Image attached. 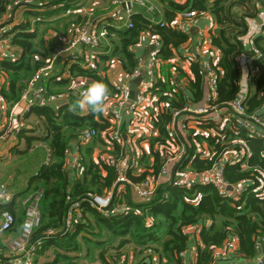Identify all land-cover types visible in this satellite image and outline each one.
<instances>
[{
    "label": "trees",
    "instance_id": "1",
    "mask_svg": "<svg viewBox=\"0 0 264 264\" xmlns=\"http://www.w3.org/2000/svg\"><path fill=\"white\" fill-rule=\"evenodd\" d=\"M77 1L0 0V27L12 24V13L21 6L35 10L30 11L35 17L33 22L12 24V30L6 34L15 56L14 59L0 57V74L5 76V82L0 86V98L5 104L17 103L26 82L46 59L52 57L58 47L52 31L59 33L60 28H68L74 19L82 16L71 12ZM261 8H264L262 0H186L183 5L169 2V10L165 12L168 22L184 11L212 18L215 29L210 34V44L220 57L216 64L215 97L211 104L219 108L242 98L247 115L245 121L250 115L264 121V25L254 41L263 58L255 61L258 75L250 83L253 92L249 91L245 96L242 95L240 64L245 53L243 39L249 34L250 22L260 14ZM8 12L11 17L6 19ZM131 21V28L106 26V41L99 48L100 54L99 49L96 51L102 64L115 61L126 76H130L140 65V58L133 49L142 35H156L160 41L161 46L154 53V58L160 61V77L153 79L148 90L156 99L150 110L153 133L141 138L148 142L149 153L140 157L139 173L126 174L132 183H140L147 178H157L168 154L161 152L159 147L166 146L171 136H175L169 129L172 113H182L185 107L201 103L206 93V79L199 61H192L191 77L169 63L174 52L189 41L188 35L153 24L142 15L132 16ZM54 23L57 24L54 26ZM41 27L46 28L39 34ZM105 70L106 67L100 68L99 64L86 69L76 62L71 64L70 75L63 84L70 87L71 79L76 77L102 81L110 90V99L117 95V90L106 75H101ZM46 81L48 93L54 94ZM72 99V103L59 108L32 106L27 114L40 119L42 134L27 135L34 133L35 129L22 128L17 131L16 140L7 143L9 152L16 154L17 160L26 159L22 170L26 180L23 188H15L11 202L0 205V213L8 211L13 214L14 231H17L23 221L20 201L41 191L40 224L32 235V241L40 243L36 262L41 257V264H76L81 260L122 264L125 259L122 260L121 250L131 246L137 256L144 255L147 261L155 258L157 264H185L181 254L189 253V246L195 239V264H219L221 261L241 264L229 262L233 259L226 258L224 250L228 249V242L235 243V255L244 260L264 252V243L260 248L256 245L258 240H264V142L248 134L237 123L236 117L220 128L209 120L203 121L212 114L209 111L207 115L194 117L198 122L197 130L180 135L179 144L187 148V155L177 171H189L194 176L188 185L161 182L147 201H136L124 188L107 208L109 216H104L89 201L91 196L109 191L117 178L114 168L94 155L96 149L102 151L108 146L105 141L112 125L103 113L93 115L88 111L83 115L80 109L70 111L77 98ZM86 128L95 130L96 135L88 144L78 145V166L74 171L80 169L81 174L75 176V172L69 170L70 141L77 140ZM204 145L209 148L206 156L203 155ZM32 148L38 149L30 152ZM243 149L248 151L247 157L241 154ZM121 152L123 148L117 143H113L109 151H102L114 158H118ZM230 154L237 157L224 161L223 178L229 185L244 184V192L239 197L222 194L213 183L199 180L215 163L222 162L227 155L232 156ZM75 202L80 205L82 217L71 218V225L66 228L68 208ZM117 205L124 206L125 210L113 212ZM191 229L198 230L195 236Z\"/></svg>",
    "mask_w": 264,
    "mask_h": 264
},
{
    "label": "built area",
    "instance_id": "2",
    "mask_svg": "<svg viewBox=\"0 0 264 264\" xmlns=\"http://www.w3.org/2000/svg\"><path fill=\"white\" fill-rule=\"evenodd\" d=\"M172 3L181 5L182 0H169ZM151 0H111V7L107 8L103 14H100L97 17H93L91 20L85 22L78 26L77 29L72 33L70 40L66 46H62L60 43L55 49L50 60L48 59L45 64L37 69L32 77L26 82L25 87L20 95V100L27 101L29 98H33L32 106L46 107L53 104L56 101V96L54 94L48 93L47 87L45 86V81L51 77V71L53 69L54 60L56 57L61 55L64 52L70 51L77 46H82L91 51H96L101 47L103 41H106L107 31L106 26H113L115 28L124 29L131 28L132 21L131 17L136 13L135 7H145L149 10H152L150 4ZM205 17L197 16L193 11H184L176 14L174 19L170 22L165 20L152 21L151 23L159 25L160 27H169L174 31H177L184 35H189V29L192 26L198 25L200 19ZM111 22L113 25L108 24ZM13 25H6L0 27V57L5 55L7 51L9 38L6 34L12 30ZM263 23L261 22L258 26V30L254 33L249 40L250 43V53L249 56L245 58V68L246 79L251 82L258 75V71L255 67V61L263 58L262 52L255 46V39L262 33ZM206 35V32L199 31L198 39L202 40ZM152 38V45L154 46V51L152 53V64L148 68L143 66L142 61L140 60V65L133 71L130 76H127L128 82H132L136 79H141L137 86V95L134 101L129 100L130 85L126 83H118L115 85L117 90V95H114L113 98H116V101L109 109L108 115L105 116L109 119L112 127L110 128L109 137L107 138V143L111 146L113 143L123 145V139L119 128V119L120 115L117 116L119 109L123 107L124 104H128V113H130L135 121H139L142 117V114L145 112L146 108H149L150 101L153 99L152 108L156 101L155 98H152L150 92L148 91L152 85L153 79L159 77V64L156 58H154V53L161 46L160 41L156 35H150ZM243 42L244 45L245 39ZM94 55V53H92ZM70 60L73 63L81 61L83 58L82 51L77 50L75 52H70ZM194 61H199L202 67L203 72L205 73L206 79V93L204 99L201 103L196 106L185 107L181 112H174L171 116V121L169 124L170 131L175 133V136L167 141L166 146H161L159 149L161 152H167V157L165 158L157 178L154 180L152 178H147L146 180L140 183H132L126 176L127 173H139L141 171V166L139 164L140 154L135 145L131 144L128 146V152L124 154V158H114V157H105L106 163L114 168L117 173L116 181L113 183L112 188L109 191H106L103 195H93L90 198V205L96 210L104 214V216H109L107 208L112 204L115 197H119L120 191L124 188H127L134 197L141 201L149 200L155 193L158 185L163 182L168 181L175 183L177 186L188 185L193 181L194 176L189 172L185 171L178 173L176 170L174 177H172V171L174 167L181 161L183 158L186 147L183 144H179L178 138L183 133H186L188 130H197L198 122L195 116L207 115L209 111L212 112L209 118H204L203 121L209 120L213 124L222 128L226 123L232 118L236 117V121L241 127L250 135L258 137L264 142V121L257 117L256 115L248 116L245 113V108L242 105V98L235 100L229 103L224 107H215L212 106V100L215 97V86L217 78L216 64L208 60H200L199 57L194 56ZM86 67L94 66L88 65ZM144 69V70H143ZM93 79L88 77H76L71 79L70 89L75 90V92L82 91ZM13 109L17 107L16 103L11 106ZM30 106L25 112L29 111ZM5 110V102L0 98V143L4 140L10 139L11 142L15 141L17 138V128L14 126H1L2 115ZM148 110H151L148 109ZM157 108H155V112ZM188 114V115H187ZM150 115V114H149ZM151 119V116L149 117ZM208 121V123H209ZM151 123V122H150ZM212 132V131H211ZM214 133V132H212ZM96 135L95 130L91 128L83 129L78 137V143L80 145L88 144L92 138ZM104 136V134H103ZM10 142V143H11ZM176 149V151H173ZM209 154V148H206V145L203 146V155ZM241 154L244 157L248 156V151L243 149ZM232 156H225L222 162L215 163L212 169L209 172H206L202 177H199L201 182H211L222 194H233L234 197H239L244 192V184L229 185L225 182L223 178L224 171V161H228L236 158L237 155L230 154ZM78 166V153L75 156L69 159V170L75 172V176L81 174L80 169H76ZM178 169V168H177ZM229 188L231 190H229ZM41 191L37 193H32L27 196L22 201L23 207V221L17 231H14L15 228V218L12 213L8 211H3L0 213V264H36V259L38 252L40 250V243L32 241L33 231L40 224V211H39V201H40ZM14 194L8 186L0 187V205H5L12 201ZM125 210V207L120 205L116 206L113 209V212H122ZM79 219L82 217L81 209L79 203L75 202L70 204L65 226L69 228L71 225V218ZM31 225L30 228H25L23 225ZM264 243L263 239L258 240L257 244L262 245ZM256 244V245H257ZM226 251H234L235 247L233 242H228ZM187 252H183L181 257L185 260Z\"/></svg>",
    "mask_w": 264,
    "mask_h": 264
},
{
    "label": "crops",
    "instance_id": "3",
    "mask_svg": "<svg viewBox=\"0 0 264 264\" xmlns=\"http://www.w3.org/2000/svg\"><path fill=\"white\" fill-rule=\"evenodd\" d=\"M211 1V0H209ZM169 0H151L150 4L153 8L152 10H149L145 7H135V15H142L145 17L149 22H154L157 20H166L165 12L166 10H169ZM186 2V0H182V4ZM76 7H74V10L71 12L77 14L79 13L80 18L74 19L71 26H69L66 29L60 28L59 33H56L54 31V42L60 43L62 46H66L68 41L70 40V37L72 33L75 31V27H78L80 24H83L89 20H91L92 16H99L100 14H103L106 8L111 7V0H78L75 4ZM30 11H35L32 8L27 7H19L18 9H15V11L12 13V24L15 26L26 21L33 22L34 15ZM39 12H42L43 10H36ZM69 13V12H68ZM11 17V13L8 12V14L5 16V18ZM257 19H260V23L262 22L264 25V8L261 9L260 14L250 22V28H249V34L247 35L245 39V53L240 59L241 64V71H242V79H241V85H242V95L245 96L248 94L249 91L251 93L253 92V86L250 84L251 82L247 81L246 79V72L247 69L245 68V58L249 56L250 53V37L257 32L258 26L260 23H258ZM80 22V23H79ZM57 23H54V26ZM60 25L58 24V28ZM62 27V26H61ZM46 27H41L39 29V34L41 31H45ZM215 26L213 24V20L210 16L205 15L200 21L198 22V25L192 26L189 29V41L181 46L179 48L178 52H174L173 58L169 61L170 64L176 65L182 69V71L191 77V63L194 60V56H197L200 58V60H208L212 62L213 64H217L219 60V52L214 49L210 44V34L212 31H214ZM47 31H49L47 29ZM199 31L206 32V35H204V38L202 40H199L197 35ZM51 32V31H50ZM49 34V32H48ZM152 45V38L149 36V33H145L142 35L140 42L138 45L133 49L134 52L138 55V57L141 59L143 66L145 68H148L149 65L152 64V53L150 47ZM77 50L82 51L83 58L81 61V66L85 67L86 69H90L91 67H86L88 65H91L95 67V65L99 64V67L102 68L103 66L106 67L105 72L101 71V75H106L108 80L111 82L113 86H115L118 83H127L128 78L125 74V72L122 70L121 66L113 61L111 64L109 62H106V64H102L98 59V53L100 54V49L97 51H91L89 49H86L82 46H77L74 49H70V51L64 52L54 60L53 69L51 71V79L49 81H46L50 85V88L54 91V95L56 96V101L51 104L53 108H59L62 105L70 104L72 103V97L77 98V92L75 90L70 89L68 84H63L65 78H67L70 75V66L73 64V62L70 60V52H75ZM145 50H148V53H146ZM16 53L19 52V50L16 49ZM94 53V55L92 54ZM15 56V50L13 47L10 46L8 42L7 51L5 52V55L3 57H10L11 59H14ZM143 56L146 57V60H143ZM48 59H46L47 61ZM45 61V62H46ZM144 70V69H143ZM100 71V70H99ZM0 74V86L5 82V76ZM159 77H160V71H159ZM131 82H128V85H130ZM68 88L70 92H68ZM70 93V95H69ZM153 98V97H152ZM116 101V98H110L106 101V109L103 115H108L109 109L112 107L114 102ZM33 102V98H29L27 101L19 100L16 105L17 107L13 109L11 105L8 103L5 104V110L4 114L2 115L1 119V126H14L17 128V130L26 128L34 130L35 132H30L27 135H35V134H42L43 128L41 125V121L39 118H37L34 115H28V112H25V110L28 109V106L30 108L32 107L31 103ZM152 101H150V106L148 109L152 108ZM29 108V109H30ZM128 104H124L122 108L119 109L120 112V119H119V128L123 139V145L121 146L123 148V152L120 154V160H122L124 157V154L128 152V146H131V144L135 145L138 149L139 154L140 153H148L149 145L148 142L145 140H141V138H147L153 133L152 125L150 123V112L148 113L145 110V112L142 114V117L139 121H135L130 113H128ZM81 113L83 115H86L88 110L87 109H80ZM106 117V116H105ZM28 130V131H29ZM145 136V137H144ZM11 140L8 139L7 141H3L0 143V158L4 156V149L7 148V151L9 152L10 147H7V143H10ZM106 145H108L107 140L105 141ZM78 139H72L70 141V149H69V159L71 160L72 156H75L78 152ZM22 146V144H21ZM208 148V146H206ZM110 146L108 145L105 149L103 148L102 151H109ZM100 149L95 150V157L100 159H105L106 154L102 153ZM9 154L10 153H5ZM123 157V158H122ZM18 200V199H17ZM198 230L191 229V234L195 236L196 232ZM192 239V238H191ZM194 239V238H193ZM196 240V239H195ZM195 240L190 241L191 245L189 246V250L186 255L185 264H195V253H196V245ZM234 247L235 243L233 242ZM122 255L125 259L124 263L122 264H157V260L153 258L151 262L147 259H145L142 256H137L134 252V248L131 246H127L126 248L122 249ZM225 255H227L226 258H232V261L229 262H236L241 264H246V262L250 259L244 260L237 255H235L234 251H226ZM222 256V255H221ZM144 258V259H143ZM42 261V258H40ZM142 261V262H141ZM84 262V261H82ZM41 263V262H40ZM39 262H36V264H40ZM99 262H96L98 264ZM91 264V263H90ZM100 264V263H99ZM121 264V263H120ZM219 264H227L226 262H219Z\"/></svg>",
    "mask_w": 264,
    "mask_h": 264
},
{
    "label": "clouds",
    "instance_id": "4",
    "mask_svg": "<svg viewBox=\"0 0 264 264\" xmlns=\"http://www.w3.org/2000/svg\"><path fill=\"white\" fill-rule=\"evenodd\" d=\"M109 88L102 81H91L82 91L77 93V99L73 105L70 106V111H75L77 109H87L91 114L97 115L105 112L106 101L109 98ZM117 116L120 112L116 113ZM25 228H30L31 225H23ZM261 245L257 244V248ZM246 264H264V252H260Z\"/></svg>",
    "mask_w": 264,
    "mask_h": 264
},
{
    "label": "rangeland",
    "instance_id": "5",
    "mask_svg": "<svg viewBox=\"0 0 264 264\" xmlns=\"http://www.w3.org/2000/svg\"><path fill=\"white\" fill-rule=\"evenodd\" d=\"M262 1H264V0H262ZM256 7H257V4H256ZM261 9H260V11H261ZM238 12H240V10ZM92 17H95V16H92ZM61 23H64V22H61ZM108 24L113 25L111 22H109ZM75 28L77 29L78 27H75ZM52 32H53L52 34H54V31H52ZM50 58L51 57H49V60H50ZM147 110H148V108H146V111ZM149 112H150V110H149ZM147 113H148V111H147ZM205 133H207V132L205 131ZM8 146L9 145H7V147ZM36 146H38V144H36ZM36 149H38V148H32L30 150V152L32 150H36ZM4 151H6L7 153H10V152L7 151V148H5ZM173 151H176V149H174ZM6 152H4V156H2L0 158V187L8 186V184L9 185L12 184L13 185L12 187H9V186L8 187L12 190V192H14L15 188L16 189L23 188V182H24V180H26V178H25L26 176L25 175L23 176V174H22V172H23L22 170L24 169V163L26 162V159L23 158L21 160H17V155L16 154H14V153L11 154L10 153V155H9V154H5ZM148 153H149V149H148ZM148 153H146V154H148ZM142 154H143V152L140 153V157L142 156ZM32 158H33V156H32ZM134 198H135L136 201H138V199L136 197H134ZM22 201H23V199L20 202H22ZM19 207H21V209L23 210V207H22L21 203L19 204ZM141 256L144 257V255H141ZM40 260L41 259H39V263H40ZM82 261H84V260L78 261L76 264H90V263H88L86 261H84V262H82ZM91 264H96V262L95 263H91Z\"/></svg>",
    "mask_w": 264,
    "mask_h": 264
},
{
    "label": "water",
    "instance_id": "6",
    "mask_svg": "<svg viewBox=\"0 0 264 264\" xmlns=\"http://www.w3.org/2000/svg\"><path fill=\"white\" fill-rule=\"evenodd\" d=\"M257 21H258V23H260V19H257ZM150 49H151V51H154L155 50L154 49V46H151ZM145 51H146V53H148V50H145ZM143 60H146V57L145 56H143ZM140 81H141V79L139 78V79H136V80H134V81L131 82V84H130V93H129V100H131V101H134L135 100L136 95H137V86H138V84H139ZM186 155H187V148H186V152H185L183 158L181 159V161L174 167V169L172 171V177H174V174H175L177 168L180 166V164L182 163V161L185 159ZM229 190H231V189L229 188Z\"/></svg>",
    "mask_w": 264,
    "mask_h": 264
}]
</instances>
